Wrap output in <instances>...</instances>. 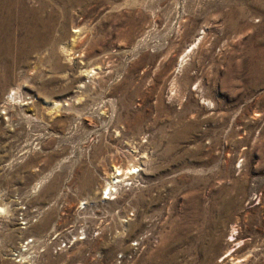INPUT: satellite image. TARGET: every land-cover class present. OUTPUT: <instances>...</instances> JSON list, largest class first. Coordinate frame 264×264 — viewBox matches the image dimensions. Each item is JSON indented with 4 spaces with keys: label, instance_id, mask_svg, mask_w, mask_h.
<instances>
[{
    "label": "rangeland",
    "instance_id": "374dc122",
    "mask_svg": "<svg viewBox=\"0 0 264 264\" xmlns=\"http://www.w3.org/2000/svg\"><path fill=\"white\" fill-rule=\"evenodd\" d=\"M0 208V264H264V0H0Z\"/></svg>",
    "mask_w": 264,
    "mask_h": 264
},
{
    "label": "bare ground",
    "instance_id": "6f19581e",
    "mask_svg": "<svg viewBox=\"0 0 264 264\" xmlns=\"http://www.w3.org/2000/svg\"><path fill=\"white\" fill-rule=\"evenodd\" d=\"M70 50H71V49H70ZM93 70H94V69H93ZM89 73H90V72H89ZM55 108H57V105H55ZM134 168H135V167L130 168V169H124V168H121L120 170H118V171H119V173H117L118 175H116V176L112 175V176L110 177V180L112 179V182L108 184V188H107V189L110 190V191L114 190L113 188L115 187V183L120 182V181L123 180V178L130 176V175H131V172L133 171ZM118 178H119V179H118ZM120 178H121V179H120ZM125 181H126V180H125ZM105 189H106V188H105ZM0 210H2V209L0 208Z\"/></svg>",
    "mask_w": 264,
    "mask_h": 264
}]
</instances>
